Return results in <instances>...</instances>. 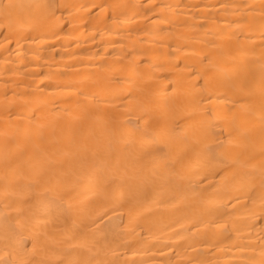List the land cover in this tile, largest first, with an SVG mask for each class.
<instances>
[{
	"label": "bare ground",
	"instance_id": "bare-ground-1",
	"mask_svg": "<svg viewBox=\"0 0 264 264\" xmlns=\"http://www.w3.org/2000/svg\"><path fill=\"white\" fill-rule=\"evenodd\" d=\"M0 264H264V0H0Z\"/></svg>",
	"mask_w": 264,
	"mask_h": 264
}]
</instances>
